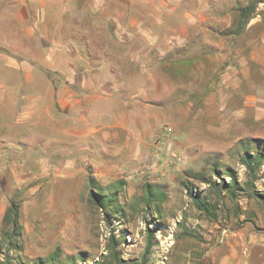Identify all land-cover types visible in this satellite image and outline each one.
<instances>
[{
  "label": "crops",
  "instance_id": "0c3cea01",
  "mask_svg": "<svg viewBox=\"0 0 264 264\" xmlns=\"http://www.w3.org/2000/svg\"><path fill=\"white\" fill-rule=\"evenodd\" d=\"M238 3L0 0V229L8 207L3 180L41 181L37 191L59 197L66 194L64 182L86 178L89 195V179L107 188L151 165L150 181L169 194L162 181L171 167L153 161L150 143L164 124L177 128L162 101L187 102L193 91H179L175 79L167 92L163 77L186 72L192 78L199 68H210L201 75L216 85L220 72L211 53L223 44L248 48V56L238 57L239 69L243 78L255 73L264 35L248 28L220 33L208 26L225 12L216 6ZM229 12L238 19L235 8ZM206 162L210 169L226 167L218 156ZM178 169L185 176L195 171ZM203 233L206 240L185 254L195 264H264V229L252 222L233 226L222 243L217 231Z\"/></svg>",
  "mask_w": 264,
  "mask_h": 264
},
{
  "label": "rangeland",
  "instance_id": "374dc122",
  "mask_svg": "<svg viewBox=\"0 0 264 264\" xmlns=\"http://www.w3.org/2000/svg\"><path fill=\"white\" fill-rule=\"evenodd\" d=\"M250 2L239 0L237 6H216L218 11L224 9L225 12L220 20L209 21V28L227 34L248 28L264 35V3L256 5L250 20L245 23L239 24L233 18L234 13L229 12L231 7L237 10L238 6L244 7ZM245 35L246 39L250 36L249 33ZM217 51V54L211 53L212 62L217 66L215 72H220L216 85L206 83V76L201 75L210 68H199V73L192 78H186V72L177 78L170 77L167 72L163 77L167 92L174 89L176 79L177 89L183 93L192 90L193 99L162 101L163 113L178 122L177 128L171 124L163 125L172 127L173 138L166 143L160 156L153 157L158 165L169 162L168 168L171 167L168 177L162 181L170 193L162 202L148 206L144 203L142 185L154 184L148 175L124 177V186L115 187L120 191L118 200L124 214L107 211L110 220L107 223L104 212L88 200L86 178L64 182L66 194L59 197L37 191L42 186L41 181L3 180L2 188L7 195L3 197V207L8 206L10 200L20 203L23 235L19 242L22 251L4 250L3 246L0 264H32L37 260L42 264H142L147 225L153 230L154 245L146 257V264H195L192 256L185 254L198 242L206 240L203 231H217L219 235L222 228L230 230L246 222L264 229V199L252 198L253 190L264 192V168H260L261 179L252 184L249 182L246 187L250 197L242 195L236 200H230L216 190L209 191L199 180L187 179L183 174L185 169H178L182 166L210 176L211 169L206 160L218 156L220 166L231 167L241 183L246 179L250 181L251 173L247 175L239 156L245 151L253 154L252 144H259L264 151V46L258 47V70L254 73L252 69V75L247 78L241 76L238 57L248 56V48H229L223 44ZM223 62L226 64L221 67ZM246 71L250 75V70ZM169 106L176 107V111ZM176 157L182 160L176 161ZM178 171L182 174L174 180ZM212 179L219 182L216 176L212 175ZM172 181L173 185H170ZM185 182L197 191L206 190L203 196L217 205L214 215L195 208L182 185ZM250 209L256 210L258 215L251 214ZM111 237L116 241L114 249ZM56 247L59 251L55 254Z\"/></svg>",
  "mask_w": 264,
  "mask_h": 264
},
{
  "label": "trees",
  "instance_id": "16d2710c",
  "mask_svg": "<svg viewBox=\"0 0 264 264\" xmlns=\"http://www.w3.org/2000/svg\"><path fill=\"white\" fill-rule=\"evenodd\" d=\"M258 3H264V0H251L247 6H238V19L237 22L241 24L248 22L250 20L251 15L253 14L256 5ZM241 30V29H240ZM239 30V31H240ZM239 161L250 174V181L246 179L244 182H239L236 173L234 170L226 166L224 169L219 168L217 165H212V173L210 176L203 175L200 171H189L186 173L187 179L199 180L201 183L206 184L207 189L216 190L220 194H226L230 200H236L238 197L242 195H246V197H250L246 194V187L248 188L249 182L250 184L255 181L261 179L260 168H264V153L260 150H256L253 154H249L248 151H245L242 156L239 158ZM212 175L216 176L219 179V182H216L212 179ZM229 178L226 181V178ZM124 182L119 180L115 182V184L108 186L107 188H102L98 186L92 179H89L90 191H89V202L103 211L106 222L109 223V215L107 211L113 212V214H124L123 209L120 206L118 195L119 190L115 189L122 188L124 186ZM186 190V193L191 198V201L195 208L203 213L208 215H214L213 211L216 210L217 205L211 202L207 198V196H203L206 190L197 191L190 187L189 182H185L182 184ZM95 189V192H94ZM142 189L144 192V203L148 206L150 204L162 202L166 198V191L163 186H158L156 184L144 183L142 185ZM155 191V192H154ZM253 195L258 199H264V193L260 191L253 190ZM146 231V245L144 249V254L142 257V264H146V257L152 248L154 233L153 230L150 229L149 225L145 228ZM22 227H21V207L20 203L14 200L9 201V205L4 213L2 219V228L0 231V253L3 251V246L6 249L4 250H14L20 253L22 251L21 245L19 244L22 239ZM114 245H116V241L114 237H111ZM59 251V247H56L54 253L56 254ZM3 253V252H2ZM116 257V256H115ZM50 261H53V256L51 255ZM117 259V258H116ZM4 264H12L11 262H6ZM32 264H42L40 260Z\"/></svg>",
  "mask_w": 264,
  "mask_h": 264
},
{
  "label": "built area",
  "instance_id": "2783aa9c",
  "mask_svg": "<svg viewBox=\"0 0 264 264\" xmlns=\"http://www.w3.org/2000/svg\"><path fill=\"white\" fill-rule=\"evenodd\" d=\"M173 138V129L171 126H163L161 127L156 133L155 135L152 137V142L150 143V151L153 154V156L158 157L161 154V151L163 150V148H165L166 143L170 142L171 139ZM176 161H179L180 158L176 157L175 158ZM172 162V160L170 161V163ZM169 164V162H168ZM158 168V167H156ZM153 171L152 166L151 165H143L140 168H138L135 173L137 175H148ZM162 174L165 175V172H162ZM163 175V176H164ZM228 232V229L226 228H222L220 230V233L218 235L217 241L218 243H222L224 241V238L226 236Z\"/></svg>",
  "mask_w": 264,
  "mask_h": 264
}]
</instances>
